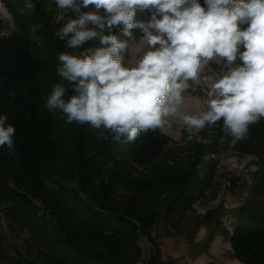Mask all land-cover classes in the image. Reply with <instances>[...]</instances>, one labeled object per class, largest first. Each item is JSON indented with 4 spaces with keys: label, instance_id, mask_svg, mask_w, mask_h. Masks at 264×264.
Returning <instances> with one entry per match:
<instances>
[{
    "label": "trees",
    "instance_id": "trees-1",
    "mask_svg": "<svg viewBox=\"0 0 264 264\" xmlns=\"http://www.w3.org/2000/svg\"><path fill=\"white\" fill-rule=\"evenodd\" d=\"M86 48L87 42L72 52ZM64 52L49 34L12 37L0 24V115L16 130L14 151L0 148V264H172L162 257L160 236L183 237L193 259L209 254L218 235L239 264H264V129L258 122L235 142L255 167L249 182L232 180L247 193L229 231L222 210L200 216L193 207L216 172L206 153L228 147V131L222 127L213 141L168 164L160 159L172 139L160 130L128 142L89 124H69L61 110L53 115L44 107L57 84L68 87L57 72ZM201 229L205 236L195 244ZM140 239L150 244L147 256Z\"/></svg>",
    "mask_w": 264,
    "mask_h": 264
},
{
    "label": "clouds",
    "instance_id": "clouds-1",
    "mask_svg": "<svg viewBox=\"0 0 264 264\" xmlns=\"http://www.w3.org/2000/svg\"><path fill=\"white\" fill-rule=\"evenodd\" d=\"M205 3L207 9L198 0H55L57 9L75 14L55 32L67 48L98 37L102 46L79 56L58 54L57 72L68 87L57 84L44 107L53 115L61 110L69 124L104 129L117 141L164 131L174 118L188 134L185 143L221 120L231 136L245 139L249 126L264 119V0ZM25 8L34 10L33 0H25ZM149 9L155 12L148 22L135 19L137 10ZM121 25L123 36L138 28L142 37L130 45L102 34ZM212 64L226 71L217 73ZM197 86L207 89L202 107L183 113L185 93ZM7 120L0 115V148L11 152L16 130Z\"/></svg>",
    "mask_w": 264,
    "mask_h": 264
},
{
    "label": "rangeland",
    "instance_id": "rangeland-1",
    "mask_svg": "<svg viewBox=\"0 0 264 264\" xmlns=\"http://www.w3.org/2000/svg\"><path fill=\"white\" fill-rule=\"evenodd\" d=\"M77 2L79 3L80 0H77ZM33 3L35 4V9L27 10L25 8V0H0V24L2 34L13 37L18 33H25L34 37L35 40H39L43 36L49 34L51 39L66 47V41L59 39L55 35V32L60 29L69 18H75V14L72 13L71 10L61 11L57 9L55 0H33ZM90 10H92V6L81 8V11ZM154 12L155 9L137 10L135 19L137 21L148 22ZM157 18H159V16ZM131 32V37L123 36L121 25L120 27L113 26L111 29L106 27L102 34L117 35L120 39L128 40L129 44L133 45L142 37L143 32L138 28L132 29ZM100 46L102 45L98 37L91 41H87V48L85 50L72 52V49L66 48L70 53L79 56L88 49ZM124 56L125 63H127L129 53L125 52ZM237 63H239V61H237ZM211 67L217 73L226 71L223 64H212ZM206 90V86H197L195 92L189 89L188 92L185 93V101L181 111L190 114L202 107V101L206 99ZM257 125L261 129H264V119L259 120ZM222 127L223 121L221 120L217 122L216 125L206 127L202 130L199 133V140L194 138L193 141L185 143L188 134L185 132L179 118H174L172 120V127L162 131L172 139V145L169 148V153L160 160L171 164L172 159H186L187 156L192 154L194 148L202 147L210 141H213L219 133L222 134ZM227 140L229 141L228 147L217 152L206 153L207 157L205 158H211L216 163V172L211 187L203 196L195 201L193 207L196 214L200 216L214 210H222L224 212L222 218L223 225L231 231L236 224V208L245 200L247 193V188L245 186H239L237 181L232 183V180L240 177L242 179H247L249 182L250 174L255 167V158L250 154L239 152L235 147L237 139L230 134ZM252 145H254V143H252ZM205 233V229H201L197 233L195 244H198L197 242H200L204 238ZM158 239L161 242L162 257L172 258V264H239L230 257V244L220 235L215 237L209 254H202L193 259L191 256H188L187 243L183 237L160 236ZM140 244L143 255L147 256L150 244L141 239Z\"/></svg>",
    "mask_w": 264,
    "mask_h": 264
}]
</instances>
